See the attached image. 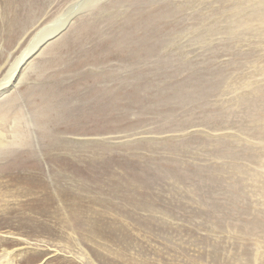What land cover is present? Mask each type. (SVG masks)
I'll return each instance as SVG.
<instances>
[{
    "label": "rangeland",
    "instance_id": "374dc122",
    "mask_svg": "<svg viewBox=\"0 0 264 264\" xmlns=\"http://www.w3.org/2000/svg\"><path fill=\"white\" fill-rule=\"evenodd\" d=\"M51 1L36 0L34 7L33 5L25 7V12H13V4L10 8L9 4L0 0V83L13 63L34 44V40L42 38L47 32L44 30L45 26L52 25L54 21L67 15L69 11L71 14L74 12L69 22L58 33L50 36L51 38L48 37L42 47V54L33 57V65L27 68L26 77L13 81L17 84L16 89L7 88L9 94L3 95L0 90V99L11 98L13 95L12 99L16 103L15 105L12 100H10L12 104L6 101L8 102L7 107L1 105L3 110H11L10 107L13 106L12 115L17 112L15 108L22 110L25 115L17 128L12 127L13 123L10 120L7 121L8 124L4 121L6 126L3 125L7 140L10 139L12 133L14 135V131H21V136L19 135L20 139L17 143L0 148V264H135L133 257L139 259L138 264H264V20L257 19L258 21L254 20L250 23L242 21L240 16H248L257 11L258 2L256 0H54L55 4L51 7ZM89 1H91L90 4ZM68 4L70 5L67 6ZM168 5L169 7H166ZM179 7H183V10ZM46 13L49 16L41 22L40 27H35V24L42 20ZM5 16H11V22L4 21ZM139 19L143 22H139ZM145 21L148 22L147 26ZM155 27L157 30L162 29L157 33ZM193 44L197 45L193 46ZM150 49L153 50L150 52ZM94 57L98 59V63ZM100 58L103 60L100 61ZM93 59L95 62L91 61ZM107 68L112 70V73ZM95 72H100L105 77ZM65 79L67 82L64 81ZM210 83L211 85H208ZM91 84H94L95 88H92ZM124 100L127 101V105ZM106 102L111 104L110 107ZM10 104L12 106H9ZM1 109L0 107V111ZM95 110L104 111L96 116ZM42 124L45 125L42 126ZM80 125L83 128H80ZM161 132L163 135L159 137ZM80 135L82 138H79ZM208 139L209 142H207ZM26 143L29 144L26 145ZM150 143L152 149L149 146ZM222 144H225V147ZM95 147H99V152L98 148L94 149ZM193 147L196 149L194 150ZM113 148H116V153L112 151L115 150ZM76 151L79 154L74 153ZM152 151L157 158L153 156ZM228 152L230 155L227 154ZM52 159L55 161L53 162ZM211 164L216 165L210 167ZM143 165L147 168L142 167ZM178 165L179 168H176ZM219 165L222 168H219ZM152 171H155V174ZM148 172L152 175L150 176ZM14 176H17V179ZM29 176L38 178L35 179V183H31L34 182L32 180L34 178L28 179ZM171 176H173L172 179ZM185 176L190 178L192 176L194 179ZM160 178L161 180H157ZM139 180L141 182H138ZM131 181H137L133 183L136 185L125 187V184H130ZM54 182L57 184L55 185ZM102 183L107 187H104ZM139 183L142 184V188L138 186ZM33 184L37 187L54 186L52 189L56 190L60 196L64 194L65 198L76 195L79 203L87 207L92 200V205L96 203V207H102L99 210L107 211L105 219L91 220V217H88L91 216L90 213L78 215L75 221L72 218H64L63 214L67 209V206H64L68 205L69 201L62 199L64 204L60 202L61 200L48 202L44 199V194H41L44 193L43 188H34ZM81 184L83 187L80 191ZM100 187L101 191L97 190ZM87 189H90V192ZM158 190L161 193L156 192ZM99 192H102L101 198H105L108 205L104 206L98 196L95 198ZM38 193L43 196H39ZM95 199L99 203L94 202ZM36 202L39 204L36 205ZM137 203H140L139 206H136ZM148 203H152L150 208L146 207ZM45 205L49 206L45 207ZM110 208H113L112 212H109ZM88 211L93 210L88 209ZM205 212L206 214H203ZM112 213H122L125 217L128 216V219L123 221ZM86 219H90L94 227L101 226L103 229L108 227L110 230L107 233L112 240L110 239L109 243L102 242V244L89 240L86 242L83 226L80 225V221L87 222ZM39 227L41 230L38 229ZM160 227L162 231L158 230L161 229ZM43 229L45 231L47 229L46 235L41 234ZM69 234L75 237L72 243L68 238ZM119 239L122 242L125 240L124 243H119ZM105 247L110 252L106 251ZM113 251L118 255H114ZM120 252L123 253L122 256L125 259L120 258ZM83 253L86 256H82Z\"/></svg>",
    "mask_w": 264,
    "mask_h": 264
},
{
    "label": "bare ground",
    "instance_id": "6f19581e",
    "mask_svg": "<svg viewBox=\"0 0 264 264\" xmlns=\"http://www.w3.org/2000/svg\"><path fill=\"white\" fill-rule=\"evenodd\" d=\"M36 1V0H35ZM35 1L34 0H4V3H6V4H9L10 5V8H11V4H13V12H17V11H24L25 12V7L26 6H31V5H33L32 7H34V3H35ZM84 1V0H83ZM180 1H182V0H180ZM185 1H187V0H185ZM224 1V0H223ZM57 2V1H56ZM90 2L91 1H89V4H90ZM107 2V1H106ZM144 2V1H143ZM193 2V1H192ZM256 2H258V7H259V9H257V11H254L253 13H250V14H248V16H242V15H240L241 16V20L242 21H258L257 19H262V20H264V9H263V7H264V0H256ZM99 3V2H98ZM169 3V2H168ZM167 3V4H168ZM175 3V2H174ZM188 3H190V2H188ZM36 4V3H35ZM53 4H55V1L54 0H52L51 1V3H50V5H51V7L53 6ZM71 4V3H70ZM70 4H68L67 6H69ZM149 4V3H148ZM160 4V3H159ZM166 4V5H167ZM1 5V4H0ZM66 5V4H65ZM161 5V4H160ZM171 5V4H170ZM174 5V4H173ZM188 5V4H187ZM186 5V6H187ZM224 5H226V4H224ZM164 6V5H163ZM162 6V7H163ZM182 6H183V4H182ZM200 6V5H199ZM6 7V6H5ZM4 7V9L6 10V8ZM166 7H169V5L168 6H166ZM173 7H175V6H173ZM188 7H190L189 5H188ZM199 8V7H198ZM202 8V7H201ZM65 9V8H64ZM102 9V8H101ZM144 9V8H143ZM164 9H166V8H164ZM163 9V10H164ZM179 9H181V10H183V7H179ZM179 9H176V10H179ZM2 10H3V8H2ZM4 10V11H5ZM35 10V9H34ZM36 10H37V8H36ZM142 10V9H141ZM197 10V9H196ZM7 11V10H6ZM28 11V10H27ZM65 11V10H64ZM99 11V10H98ZM103 11V10H102ZM101 11V12H102ZM159 11V10H158ZM171 11V10H170ZM205 11V10H204ZM211 11V10H210ZM215 11V10H214ZM61 12V11H60ZM141 12H143V10L141 11ZM149 12V11H148ZM148 12H147V14H148ZM166 12V11H165ZM175 12V11H174ZM150 13V12H149ZM168 13H170V12H168ZM184 13V12H183ZM182 13V14H183ZM242 13V12H241ZM23 14V13H22ZM21 14V15H22ZM30 14V13H29ZM66 14V13H65ZM74 14V12H72V14H71V12L69 11V12H67V15H65V16H62V17H59L56 21H54L53 23H52V25H50L49 24V26H45V28H44V30H46L47 32H45L44 33V35H43V37L42 38H40V39H36V40H34V44H32L31 46H30V48L28 47L26 50H25V52L23 53V55L22 56H20V58H18L16 61H15V63H13V65H12V67L10 68V70H9V72H8V74L6 75V77L2 80V82L0 83V90H2V93H1V95H3V94H5V93H8L9 91H7L8 89H16V87H17V84L16 83H13V81H16V80H21V79H23V78H25L26 77V74H27V72H26V70H27V68L29 67V66H32L33 64H32V62L34 61V59H33V57L34 56H36L37 54H42V51H43V49H42V47H43V45H44V43L45 42H47V40H48V37H50V36H54L56 33H58L62 28H63V26H65L68 22H69V20L71 19V17H72V15ZM155 14V13H154ZM71 15V16H70ZM135 15H137V14H135ZM139 15H141V14H139ZM143 15V14H142ZM146 15V14H145ZM153 15V14H152ZM184 15V14H183ZM12 16H14V15H12ZM45 16V17H44ZM44 16H43V19L42 20H40L39 22H37L36 24H35V27H40L41 25V22H44V20L46 19V17H48L49 16V14L48 13H46V15L44 14ZM70 16V17H69ZM144 16V15H143ZM148 16H150V14H148ZM17 17V16H16ZM27 17H28V15H27ZM42 17V16H41ZM90 17V16H89ZM139 17V16H138ZM147 17V16H146ZM206 17V16H205ZM12 18H14V17H12ZM140 18H142V16L140 17ZM223 18V17H222ZM27 19V18H26ZM144 19V18H143ZM150 19V18H149ZM178 19V18H177ZM198 19V18H197ZM13 20V19H12ZM138 20V19H137ZM151 20V19H150ZM208 20V19H207ZM4 21H9V22H11V16H5V18H4ZM17 21V20H16ZM141 21H142V19H141ZM140 21V19H139V22H141ZM146 21H149V20H147L146 19ZM146 21H145V23H146ZM197 21V20H196ZM3 22V21H2ZM143 22V21H142ZM199 22V21H198ZM14 23V22H13ZM13 23H11V24H13ZM144 23V24H145ZM148 23V22H147ZM147 23L145 24L146 26H147ZM154 23V22H153ZM177 23V22H176ZM186 23V22H185ZM204 23V22H203ZM243 23H245V22H243ZM251 23V22H250ZM24 24V23H23ZM136 24V23H135ZM139 24V23H138ZM143 24V25H144ZM20 25V24H19ZM140 25V24H139ZM144 25V26H145ZM153 25V24H152ZM156 25V24H155ZM169 25H170V23H169ZM183 25V24H182ZM142 26V25H141ZM163 26V25H162ZM161 25H160V27H162ZM260 26V25H259ZM262 26V25H261ZM9 27H10V24H9ZM8 27V28H9ZM88 27V26H87ZM164 27V26H163ZM171 27V26H170ZM169 27V28H170ZM13 28V27H12ZM130 28V27H129ZM167 28V27H166ZM168 28V29H169ZM172 28V27H171ZM18 29V28H17ZM86 29V28H85ZM142 29H143V27H142ZM155 29H156V27H155ZM160 29H162V28H160ZM160 29L158 28V30L160 31ZM4 30V29H3ZM44 30L42 31V32H44ZM157 30V29H156ZM158 30H157V33H158ZM167 30V29H166ZM12 31V30H11ZM84 31V30H83ZM86 31V30H85ZM129 31V30H128ZM144 31V30H143ZM165 31V30H164ZM8 32V31H7ZM142 32V31H141ZM1 33V32H0ZM22 33V32H21ZM156 33V32H155ZM190 33V32H189ZM199 33V32H198ZM206 33V32H205ZM208 33H209V31H208ZM236 33V32H235ZM263 33V32H262ZM7 34V33H6ZM25 34V33H24ZM27 34V33H26ZM92 34V33H91ZM185 34V33H184ZM195 34V33H194ZM212 34V33H211ZM215 34V33H214ZM8 35V34H7ZM84 35V34H83ZM82 35V36H83ZM145 35V34H144ZM209 35V34H208ZM208 35H206V36H208ZM11 36V35H10ZM19 36V35H18ZM21 36H22V34H21ZM57 36V35H56ZM92 36V35H91ZM191 36V35H190ZM193 36V35H192ZM197 36V35H196ZM201 36V35H200ZM259 36V35H258ZM0 37H1V35H0ZM12 37V36H11ZM150 37V36H149ZM224 37V36H223ZM245 37V36H244ZM260 37V36H259ZM22 38V37H21ZM51 38V37H50ZM49 38V39H50ZM133 38V37H132ZM145 38V37H144ZM148 38V37H147ZM174 39V38H173ZM138 40V39H137ZM161 40V39H160ZM159 40V41H160ZM261 40V39H260ZM10 41V40H9ZM17 41V40H16ZM135 41H136V39H135ZM147 41V40H146ZM182 41V40H181ZM193 41H196V40H193ZM199 41V40H198ZM140 42V41H139ZM148 42V41H147ZM227 43V42H226ZM149 44V43H148ZM192 44V43H191ZM190 44V45H191ZM198 44V43H197ZM197 44H193V46L194 45H197ZM216 44V43H215ZM188 45V44H187ZM199 45V44H198ZM201 45V44H200ZM157 46V45H156ZM148 47V46H147ZM155 47V46H154ZM154 47H153V49H154ZM177 47V46H176ZM188 47H190L191 48V46H188ZM96 48V47H95ZM100 48V47H99ZM140 48V47H139ZM158 48V47H157ZM167 48H169V46L167 47ZM202 48H204V47H202ZM113 49V48H112ZM152 49V50H153ZM159 49V48H158ZM194 49V48H193ZM136 50V49H135ZM151 49H150V52L152 51ZM239 50V49H238ZM188 51V50H187ZM91 52V51H90ZM103 52V51H102ZM194 52V51H193ZM197 52V51H196ZM204 52H206V51H204ZM211 52V51H210ZM209 52V53H210ZM92 53V52H91ZM211 54V53H210ZM103 55V54H102ZM101 55V56H102ZM150 55V54H149ZM181 55V54H180ZM190 55V54H189ZM186 56V55H185ZM105 57V56H104ZM106 57H108V56H106ZM188 57V56H187ZM259 57V56H258ZM197 58V57H196ZM94 59L96 60V58L94 57ZM91 60L92 62L94 61L95 62V60ZM101 59L102 58H100L99 60L101 61ZM107 59V58H106ZM105 59V60H106ZM185 59H186V57H185ZM212 59V58H211ZM98 60V59H97ZM96 60V61H97ZM103 60V59H102ZM128 60V59H127ZM107 61V60H106ZM110 61H111V59H110ZM128 62V61H127ZM140 62V61H139ZM240 62V61H239ZM97 63H98V61H97ZM108 62H105V64H107ZM112 63V62H111ZM117 63V62H116ZM130 63V62H129ZM133 63V62H132ZM157 63V62H156ZM115 64V63H114ZM108 65H109V63H108ZM116 65V64H115ZM138 65V64H137ZM89 66V65H88ZM93 66V65H92ZM91 66V67H92ZM106 66V65H105ZM113 66V65H112ZM117 66V65H116ZM121 66V65H120ZM133 66H135V65H133ZM132 66V67H133ZM156 66V65H155ZM249 66V65H248ZM97 67H98V65H97ZM109 67V66H108ZM122 67V66H121ZM124 67V66H123ZM93 68V67H92ZM114 68V67H113ZM112 68V69H113ZM128 68V67H127ZM238 68V67H237ZM96 69H99V68H96ZM108 69V68H107ZM126 69V68H125ZM254 69V68H253ZM158 70V69H157ZM229 70V69H228ZM108 71H112V70H110V69H108ZM114 71H116V70H114ZM204 71V70H203ZM105 72V71H104ZM107 72V71H106ZM256 72V71H255ZM95 73H97V72H95ZM100 73V72H99ZM99 73H97V74H99ZM107 73H109V72H107ZM107 73H106V75H107ZM112 73V72H111ZM230 73V72H229ZM259 73V72H258ZM101 74V73H100ZM99 74V75H100ZM122 74V73H121ZM142 74V73H141ZM257 74V73H256ZM93 75V74H92ZM109 76H110V74H108ZM146 75V74H145ZM151 75V74H150ZM154 75V74H153ZM254 75V74H253ZM97 76V75H96ZM101 76H102V74H101ZM104 76V75H103ZM102 76V77H103ZM120 76H122V75H120ZM136 76H138V75H136ZM239 76V75H238ZM105 77V76H104ZM111 77V76H110ZM237 77V76H236ZM99 78V77H98ZM101 78V77H100ZM107 78V77H106ZM138 78V77H137ZM156 78V77H155ZM159 78V77H158ZM157 78V79H158ZM215 78H217V77H215ZM223 78V77H222ZM225 78V77H224ZM223 78V79H224ZM111 79V78H110ZM109 79V81L111 82V80ZM113 79V78H112ZM121 79H122V77H121ZM120 80V79H119ZM132 80V79H131ZM134 80V79H133ZM236 80H238L237 78H236ZM64 81H66V79L64 80ZM69 81V80H68ZM107 81H108V79H107ZM218 81V80H217ZM217 81H215V83H217ZM239 81V80H238ZM18 82V81H17ZM67 82V81H66ZM156 82V81H155ZM219 82V81H218ZM222 82V81H221ZM90 83H93V82H91L90 81ZM112 84H113V82H111ZM126 83V82H125ZM256 83V82H255ZM101 84V83H100ZM110 84V83H109ZM108 84V85H109ZM120 84H122V83H120ZM119 84V85H120ZM184 84V83H183ZM221 84V83H220ZM59 85V84H58ZM70 85V84H69ZM83 85V84H82ZM185 85V84H184ZM208 85H211V83L210 84H208ZM218 85V84H217ZM226 85H228L227 83H226ZM55 86V85H54ZM57 86V85H56ZM91 86H92V88H95V85L94 84H91ZM97 86H100V85H98L97 84ZM101 86H104V85H101ZM154 86V85H153ZM156 86V85H155ZM182 86V85H181ZM220 86V85H219ZM218 86V87H219ZM66 87H67V85H66ZM70 87V86H69ZM189 87H192V85H189ZM188 87V88H189ZM201 87V86H200ZM213 87V86H212ZM217 87V86H216ZM257 87V86H256ZM8 88V89H7ZM53 88V87H52ZM57 89H58V87H56ZM74 88V87H73ZM97 88V87H96ZM184 88H185V86H184ZM183 88V89H184ZM198 88V87H197ZM205 88H207V87H205ZM251 88V87H250ZM55 89V88H54ZM59 89H61L60 87H59ZM63 89V88H62ZM100 89H101V87H100ZM106 89V88H105ZM104 89V90H105ZM115 89H116V87H115ZM181 89V88H180ZM182 89V90H183ZM187 89V88H186ZM196 89V88H195ZM194 89V90H195ZM220 89H221V87H220ZM257 89V88H256ZM53 90V89H52ZM75 90H76V88H75ZM93 90V89H92ZM120 90V89H119ZM122 90V89H121ZM148 90V89H147ZM188 90V89H187ZM207 90V89H206ZM219 90V89H218ZM224 90V89H223ZM254 90V89H253ZM49 91V90H48ZM66 91V90H65ZM97 91V90H96ZM118 91V90H117ZM193 91V90H192ZM196 92H197V90H195ZM194 91V92H195ZM256 91V90H255ZM259 91V90H258ZM56 92V91H55ZM187 91H185V93H186ZM217 92V91H216ZM257 92V91H256ZM255 92V93H256ZM57 93V92H56ZM66 93V92H65ZM91 93V92H90ZM117 93H120V92H117ZM141 93V92H140ZM193 93V92H192ZM215 93V92H214ZM218 93V92H217ZM9 94V93H8ZM18 94V93H17ZM20 94V93H19ZM97 94V93H96ZM172 94V93H171ZM198 94V93H197ZM212 94V93H211ZM257 94V93H256ZM0 95V96H1ZM129 95H131V94H129ZM138 95H139V93H138ZM137 95V96H138ZM144 95V94H143ZM142 95V96H143ZM188 95V94H187ZM190 95V94H189ZM210 95V94H209ZM13 96V95H12ZM11 96V98L9 97V96H7V97H9V98H5V99H8V100H5V99H0V107L2 108L1 109V111H0V148H5V147H8V146H10L11 144H14L15 142L17 143V141H18V139H20L19 138V135L21 134V131L20 132H15L14 131V135H13V133H12V135H11V137H10V139L9 140H7V137H6V131H4L5 130V123H4V121H8V120H10V122L11 123H13V125H12V127H14V126H16V128L21 124V122H20V120L22 121V119H24V117H25V115H24V113L22 112V110H20L19 108H15L14 110H16L17 112H16V114H11L12 113V101L15 103V101H14V99H12L13 97ZM102 96V95H101ZM115 96V95H114ZM135 96V95H134ZM3 97H6V96H3ZM51 97V96H50ZM59 97V96H58ZM74 97V96H73ZM77 97V96H76ZM91 97V96H90ZM89 97V98H90ZM98 97H99V95H98ZM112 97V96H111ZM133 97V96H132ZM136 97V96H135ZM260 97V96H259ZM259 97H257V98H259ZM67 98V97H66ZM84 98H87L86 96H84ZM105 98V97H104ZM113 98V97H112ZM127 98V97H126ZM140 98V97H139ZM182 98V97H181ZM180 98V99H181ZM183 98H185V97H183ZM203 98H205V97H203ZM19 99V98H18ZM46 99V98H45ZM51 99V98H50ZM60 99V98H59ZM59 99H58V101H59ZM68 99V98H67ZM67 99H66V101H67ZM70 99V98H69ZM92 99V98H91ZM109 99V98H108ZM129 99V98H128ZM143 99V101H144V98H142ZM141 99V100H142ZM210 99V98H209ZM264 99V98H263ZM3 100H5V101H3ZM10 100H12V101H10ZM21 100V99H20ZM77 100V99H76ZM79 100V99H78ZM84 100V99H83ZM90 100V99H89ZM98 100V99H97ZM103 100H105V99H103ZM102 100V101H103ZM136 100V99H135ZM135 100H133L134 102H136ZM183 100H185V99H183ZM186 100H187V98H186ZM208 100V99H207ZM261 100V99H260ZM6 101H9V103H11L9 106H12V107H10L11 108V110H7V111H4L3 110V107L1 106V105H3V106H5V107H7V105H8V102H6ZM72 101V100H71ZM70 101V102H71ZM93 101V100H92ZM106 101L108 102V100L106 99ZM114 101V100H113ZM125 101V100H124ZM205 101V100H204ZM263 101V100H262ZM261 101V102H262ZM7 104H6V103ZM22 102V101H21ZM20 102V103H21ZM62 102V101H61ZM73 102H75V100L73 101ZM85 102V101H84ZM106 102V103H107ZM111 102V101H110ZM118 102V101H117ZM123 102V101H122ZM127 101H125L124 103H126ZM129 102V101H128ZM188 102V101H187ZM257 102H259V101H257ZM256 102V103H257ZM44 103V102H43ZM56 103V102H55ZM63 103V102H62ZM69 103V102H68ZM78 103V102H77ZM81 103V102H80ZM90 103H91V100H90ZM132 103V102H131ZM141 103V102H140ZM189 103V102H188ZM191 103V102H190ZM202 103V102H201ZM204 103V102H203ZM42 104V103H41ZM70 104V103H69ZM71 104H73V103H71ZM75 105H77L76 103H74ZM85 104V103H84ZM92 104H94L93 102H92ZM98 104V103H97ZM100 104H102L101 102H100ZM113 104V103H112ZM118 104V103H117ZM122 104V103H121ZM128 104H130V102L128 103ZM198 104V103H197ZM15 105H16V103H15ZM45 105V104H44ZM66 105V104H65ZM68 105V104H67ZM91 105V104H90ZM107 105H109V107H110V105L111 104H108L107 103ZM114 105V104H113ZM125 105H127V103L125 104ZM124 105V106H125ZM133 105V104H132ZM135 105V104H134ZM221 105V104H220ZM8 106V107H9ZM28 106V105H27ZM33 106H34V104H33ZM95 106V105H94ZM105 106V105H104ZM114 106H116V105H114ZM253 106V105H252ZM81 107V106H80ZM93 107V106H92ZM99 107V106H98ZM107 107V106H106ZM125 107H127V106H125ZM133 107H136V106H133ZM225 106H223V108H224ZM57 108V107H56ZM78 108H79V106H78ZM95 108V107H94ZM100 108H102V107H100ZM104 108V107H103ZM124 108V107H123ZM192 108V107H191ZM254 109H255V107H253ZM7 109H9V108H7ZM34 109V108H33ZM43 109H44V107H43ZM42 109V110H43ZM53 109V108H52ZM92 109V108H91ZM90 109V110H91ZM96 109V108H95ZM112 109V108H111ZM19 110V111H18ZM27 110V109H26ZM32 110V109H31ZM36 110V109H35ZM62 110V109H61ZM87 110V109H86ZM99 110V109H98ZM110 110V109H109ZM119 110V109H118ZM165 110V109H164ZM253 110V109H252ZM34 111V110H33ZM44 111V110H43ZM42 111V112H43ZM92 111V110H91ZM96 111V116L97 115H99V113H103V111H97V110H95ZM113 111H115L116 112V110H113ZM223 111V110H222ZM221 111V112H222ZM1 112L3 113V114H1ZM5 112V113H4ZM29 112H31V111H29ZM63 112H65V111H63ZM85 112V111H84ZM112 112V111H111ZM251 112H253V111H251ZM260 112V111H259ZM34 113H35V111H34ZM44 113V112H43ZM89 113H91V112H89ZM88 113V114H89ZM98 113V114H97ZM31 114H33V113H31ZM45 114V113H44ZM112 114H113V112H112ZM261 114V113H260ZM80 115V114H79ZM83 115V114H82ZM85 115H87L86 113H85ZM85 115H83V116H85ZM115 115V114H114ZM214 115V114H213ZM28 116V115H27ZM33 116V115H32ZM36 117H38V116H36ZM58 117V116H57ZM57 117L55 118V119H57ZM78 117V116H77ZM82 117V116H81ZM80 117V118H81ZM87 117H88V115H87ZM30 118V117H29ZM42 118V117H41ZM84 118V117H83ZM82 118V119H83ZM88 118H90V117H88ZM109 118V117H108ZM250 118H252V117H250ZM33 119V118H32ZM31 119V120H32ZM86 119V118H85ZM84 119V120H85ZM166 119V118H165ZM28 120V119H27ZM78 120V119H77ZM92 120H93V118H92ZM110 119H108V121H109ZM211 120V119H210ZM51 121V120H50ZM67 121V120H66ZM74 121H75V119H74ZM88 121H90L89 119H88ZM40 122V121H39ZM26 123V122H25ZM30 123V122H29ZM54 123V122H53ZM67 123H68V121H67ZM86 123V122H85ZM208 123V122H207ZM7 124H8V122H7ZM84 124V123H83ZM88 124H90L89 122H88ZM217 124V123H216ZM215 124V125H216ZM252 124V123H251ZM258 124V123H257ZM3 125H5L4 127H3ZM45 124H42V126H44ZM51 125V124H50ZM71 125H72V123H71ZM82 125V124H81ZM80 125V128L83 126H81ZM226 125V124H225ZM29 126V125H28ZM36 126V125H35ZM63 126V125H62ZM89 126V125H88ZM90 126H92V125H90ZM199 126H201V125H199ZM69 127H71V126H69ZM75 127H77V125L75 126ZM86 126H84V128H85ZM127 127V126H126ZM165 127V126H164ZM35 128V127H34ZM47 128H48V126H47ZM72 128V127H71ZM83 128V127H82ZM89 128V127H88ZM91 128H93V127H91ZM114 128H116V127H114ZM160 128V127H159ZM170 128H172L171 126H170ZM188 128V127H187ZM206 128V127H205ZM12 129V128H11ZM52 129V128H51ZM66 129H67V127H66ZM75 129V128H74ZM96 129V128H95ZM118 129V128H117ZM127 129V128H126ZM131 129H134V128H131ZM219 129V128H218ZM40 130H41V127H40ZM48 130V129H47ZM70 130H72V129H70ZM80 130V129H79ZM85 130V129H84ZM90 130V132H91V129H89ZM106 130V129H105ZM138 130V129H137ZM26 131V130H25ZM81 131V130H80ZM94 131V130H93ZM93 131H92V134H93ZM109 131V130H108ZM129 131H130V128H129ZM132 131V130H131ZM171 131V130H170ZM175 131V130H174ZM203 131V130H202ZM220 131V130H219ZM48 132V131H47ZM75 132V131H74ZM83 132V131H82ZM97 132H98V130H97ZM102 132V131H101ZM176 132V131H175ZM23 133V132H22ZM79 133V132H78ZM84 133V132H83ZM85 133H86V131H85ZM96 133V132H95ZM126 133V132H125ZM137 133V132H136ZM162 133V132H161ZM260 133V132H259ZM62 134V133H61ZM60 134V135H61ZM71 134V133H70ZM69 134V135H70ZM75 134V133H74ZM90 134V133H89ZM91 134V135H92ZM103 134H105L104 132H103ZM107 134V133H106ZM109 134H110V132H109ZM170 134H172L171 132H170ZM175 134V133H174ZM204 134H206V133H204ZM261 134V133H260ZM9 135V134H8ZM35 135V134H34ZM68 135V136H69ZM75 135H77V134H75ZM83 135V134H82ZM82 135H80L81 137H79V138H82ZM95 135V134H94ZM100 135V134H99ZM125 135V134H124ZM160 135H163V133L162 134H160L159 133V137H160ZM177 135V134H176ZM21 136V135H20ZM66 136V135H65ZM96 136V135H95ZM94 136V137H95ZM97 136H98V134H97ZM140 136H142V135H140ZM178 136V135H177ZM203 136V135H202ZM215 136V135H214ZM75 137H77V136H75ZM89 137H90V135H89ZM88 137V138H89ZM99 137H101V135L99 136ZM175 137V136H174ZM210 137V136H209ZM68 138V137H67ZM84 138V137H83ZM93 138V137H92ZM116 138V137H115ZM125 138V137H124ZM164 138V137H163ZM178 138V137H177ZM24 139H25V137H24ZM32 139V138H31ZM63 139H64V137H63ZM69 139H71L70 137H69ZM179 139V138H178ZM211 139V138H210ZM33 140V139H32ZM35 140V139H34ZM54 140V139H53ZM84 140H87V139H84ZM144 140V139H143ZM184 140V139H183ZM197 140V139H196ZM205 140H207V139H205ZM23 141V140H22ZM59 141V140H58ZM60 141H62L61 139H60ZM66 141V140H65ZM65 141H63V142H65ZM72 141H73V139H72ZM71 141V142H72ZM88 141V140H87ZM86 141V142H87ZM95 141V140H94ZM100 141H102V140H100ZM99 141V142H100ZM173 141V140H172ZM194 141V140H193ZM212 141H215V140H213L212 139ZM221 141H223V140H221ZM50 142V141H49ZM52 142V141H51ZM57 142V141H56ZM62 142V143H63ZM74 142V141H73ZM77 142H78V139H77ZM77 142L75 141V143L77 144ZM82 142V141H81ZM81 142H79V143H81ZM85 142V143H86ZM90 142V141H89ZM146 142V141H145ZM182 142V141H181ZM184 142V141H183ZM197 142V141H196ZM205 142V141H204ZM203 142V143H204ZM207 142H209V139H208V141ZM47 143V142H46ZM53 143V142H52ZM83 143V142H82ZM113 143V142H112ZM169 143V142H168ZM193 143V142H192ZM198 143V142H197ZM202 143V144H203ZM218 143V142H217ZM217 143H213L214 145L215 144H217ZM27 144H29V143H26V145ZM58 144V143H57ZM74 144V143H73ZM89 144H92V143H89ZM93 144H95V143H93ZM104 144V143H103ZM158 144V143H157ZM191 144V143H190ZM196 144V143H195ZM200 144V143H199ZM212 144V143H211ZM220 144V143H219ZM46 145H48V144H46ZM59 145V144H58ZM58 145H56L57 147H58ZM78 145V144H77ZM76 145V146H77ZM81 145H83V144H81ZM80 145V146H81ZM86 145V144H85ZM84 145V146H85ZM88 145V144H87ZM100 145V144H99ZM107 145H109V144H107ZM161 145V144H160ZM163 145V144H162ZM184 145V144H183ZM198 145V144H197ZM223 145V144H222ZM225 145V144H224ZM223 145V146H224ZM23 145H21V147H22ZM30 146V145H29ZM42 146V145H41ZM55 146V147H56ZM63 146V145H62ZM73 146H75V145H73ZM73 146H70V147H73ZM105 146V145H104ZM149 146L151 147V149H152V145H151V143L149 144ZM179 146V145H178ZM188 146V145H187ZM193 146V145H192ZM13 147V146H12ZM34 147V146H33ZM56 147V148H57ZM79 147V146H78ZM93 147V146H92ZM92 147L90 148V147H88V148H90V149H92ZM113 147V146H112ZM122 147H124V146H122ZM128 147V146H127ZM153 147H155V146H153ZM169 147V146H168ZM189 147V146H188ZM222 147V146H221ZM225 147V146H224ZM10 148V147H9ZM15 148V147H14ZM16 148H17V146H16ZM30 148V147H29ZM37 148V147H36ZM74 148V147H73ZM98 148V152H99V147H95L94 149H97ZM101 148H103V149H105L104 147H101ZM126 148V147H125ZM184 148V147H183ZM192 148V147H191ZM194 148V147H193ZM201 148V147H200ZM199 148V149H200ZM211 148V147H210ZM228 148V147H227ZM238 148V147H237ZM17 149H19V148H17ZM28 149V148H27ZM59 149V148H58ZM57 149V150H58ZM63 149H64V146H63ZM86 149V148H85ZM113 149H115V150H112V151H116V148H113ZM120 149V148H119ZM127 149V148H126ZM145 149V148H144ZM143 149V150H144ZM150 149V148H149ZM150 149V150H151ZM155 149V148H154ZM158 149V148H157ZM161 149H163V148H161ZM174 149H175V146H174ZM196 148H194V150H195ZM205 149V148H204ZM207 149V148H206ZM214 149H215V147H214ZM217 149H218V147H217ZM216 149V150H217ZM224 149V148H223ZM229 149V148H228ZM12 150V149H11ZM15 150V149H14ZM24 150V149H23ZM26 150V149H25ZM29 150V149H28ZM32 150H35V149H33L32 148ZM42 150V149H41ZM52 150H54V149H52ZM62 150V149H61ZM69 150H71V148L69 149ZM79 150H80V148H79ZM82 150V149H81ZM130 150V149H129ZM146 150V149H145ZM144 150V151H145ZM198 150V149H197ZM208 150V149H207ZM215 150V151H216ZM233 150V149H232ZM27 151V150H26ZM44 151V150H43ZM64 151V150H63ZM91 151V150H90ZM139 151V150H138ZM158 151H159V149H158ZM163 151V150H162ZM174 151V150H173ZM201 151H203V150H201ZM200 151V152H201ZM7 152V151H6ZM12 152V151H11ZM24 152V151H23ZM36 152V151H35ZM39 152V151H38ZM52 152V151H51ZM50 152V153H51ZM59 152V151H58ZM82 152V151H81ZM120 151H118V153H119ZM131 152V151H130ZM147 152V151H146ZM164 152V151H163ZM176 152V151H175ZM190 152V151H189ZM193 152H195V151H193ZM199 152V151H198ZM199 152V153H200ZM205 152V151H204ZM207 152V151H206ZM37 153V152H36ZM60 153V152H59ZM65 153V152H64ZM63 153V154H64ZM69 153V152H68ZM74 153H78L79 154V152H74ZM87 153V152H86ZM116 153V152H115ZM123 153V152H122ZM121 153V154H122ZM124 153H126V151H124ZM133 153H135V152H133ZM140 153V152H139ZM179 153H181V152H179ZM178 153V154H179ZM208 153V152H207ZM9 154V153H8ZM52 154V153H51ZM55 154H56V152H55ZM70 154V153H69ZM73 154V153H72ZM120 154V155H121ZM142 154V153H141ZM152 154H153V151H152ZM165 154V153H164ZM174 154V153H173ZM193 154V153H192ZM191 154V155H192ZM206 154V153H205ZM227 154H229V152L227 153ZM247 154V153H246ZM44 155V154H43ZM54 155V154H53ZM62 155V154H61ZM81 155H82V153H81ZM81 155H79L80 157H81ZM88 155V154H87ZM90 155V154H89ZM115 155V154H114ZM189 155V154H188ZM194 155V154H193ZM202 155H204V153L202 154ZM213 155V154H212ZM222 155V154H221ZM230 155V154H229ZM37 156V155H36ZM39 156V155H38ZM71 156V155H70ZM73 156V155H72ZM75 156H77L76 154H75ZM102 156V155H101ZM131 156V155H130ZM147 156V155H146ZM145 156V157H146ZM148 156H150V155H148ZM152 156V155H151ZM153 156H154V154H153ZM159 156H160V154H159ZM162 156V155H161ZM246 156V155H245ZM47 157V156H46ZM50 157H53V156H50ZM55 157V156H54ZM63 157H65V155H63ZM124 157V156H123ZM125 157H126V155H125ZM143 157H144V155H143ZM154 157H156V156H154ZM182 157V156H181ZM197 157H198V153H197ZM234 157V156H233ZM235 157H236V155H235ZM261 157V156H260ZM263 157V156H262ZM25 158H26V156H25ZM39 158V157H38ZM48 158V157H47ZM73 158V157H72ZM77 158V157H76ZM79 158V157H78ZM111 158V157H110ZM121 158V157H120ZM131 158H132V156H131ZM140 158H142L141 156H140ZM157 158V157H156ZM163 158V157H162ZM176 158H177V156H176ZM187 158V157H186ZM210 158V157H209ZM212 158V157H211ZM28 159V158H27ZM37 159V158H36ZM50 159V158H49ZM55 159V158H54ZM88 159V158H87ZM116 159V161H117V158H115ZM114 159V160H115ZM124 159V158H123ZM127 159H129V158H126V160ZM146 159H147V157H146ZM158 159H161V158H158ZM178 159H180L179 157H178ZM188 159V158H187ZM194 159V158H193ZM202 159V158H201ZM34 160V159H33ZM40 160V159H39ZM57 160V159H56ZM65 160V159H64ZM68 160H71V159H68ZM82 160V159H81ZM139 160H141V159H139ZM147 160H149V158L147 159ZM152 160V159H151ZM162 160V159H161ZM160 160V162H162ZM177 160V159H176ZM186 160V159H185ZM190 160V159H189ZM203 160V159H202ZM208 160V159H207ZM236 160V159H235ZM264 160V159H263ZM47 161V160H46ZM52 161H53V159H52ZM55 161V160H54ZM53 161V162H54ZM59 161V160H58ZM63 161V160H62ZM72 161V160H71ZM109 161V160H108ZM107 161V162H108ZM118 161H119V159H118ZM124 161V160H123ZM128 161H130V159L128 160ZM127 161V162H128ZM157 161V160H156ZM182 161V160H181ZM180 161V162H181ZM192 161V160H191ZM195 161H197V160H195ZM201 161V160H200ZM240 161V160H239ZM36 162V161H35ZM35 162H33V163H35ZM57 162V161H56ZM61 162V161H60ZM74 162V161H73ZM115 162V161H114ZM142 162H144V161H142ZM151 162V161H150ZM176 162V161H175ZM184 162V161H183ZM187 162V161H186ZM199 161H197V163H198ZM216 162V161H215ZM238 162V161H237ZM59 163V162H58ZM64 163V162H63ZM111 163V162H110ZM117 163V162H116ZM121 163H122V160H121ZM139 163V162H138ZM153 163H154V161H153ZM152 163V164H153ZM191 163H193V162H191ZM196 163V162H195ZM194 163V164H195ZM202 163H203V161H202ZM36 164H39V163H36ZM61 164V163H60ZM146 164V163H145ZM159 164V163H158ZM173 164V163H172ZM177 163H175V165H176ZM213 164V163H212ZM211 164V165H212ZM219 164H221L222 165V163H219ZM230 164V163H229ZM239 164V163H238ZM65 166H66V164H64ZM104 165V164H103ZM111 165V164H110ZM131 165V164H130ZM129 165V166H130ZM139 165V164H138ZM142 165V164H141ZM149 165V164H148ZM151 165V164H150ZM165 165V164H164ZM171 165V164H170ZM195 165H198V164H195ZM214 165H216V164H214ZM214 165H212V166H210V167H213ZM236 165V164H235ZM234 165V166H235ZM240 166H241V164H239ZM49 166V165H48ZM52 166V165H51ZM202 166V165H201ZM205 166V165H204ZM220 166V165H219ZM218 166V167H219ZM248 166V165H247ZM38 167V166H37ZM58 167V166H57ZM74 167V166H73ZM133 167H135V166H133ZM133 167H132V169H133ZM138 167V166H137ZM142 167H145L144 165L142 166ZM154 167V166H153ZM167 167V166H166ZM184 167V166H183ZM231 167V166H230ZM238 167V166H237ZM39 168V167H38ZM42 168V167H41ZM145 168H147V167H145ZM151 168V167H150ZM155 168V167H154ZM164 168V167H163ZM176 168H179V165H178V167H176ZM189 168V167H188ZM197 168H198V166H197ZM219 168H222V166H220ZM218 168V169H219ZM240 168V167H239ZM34 169V168H33ZM49 169H50V167H49ZM135 169V168H134ZM138 169H139V167H138ZM142 169V168H141ZM152 169V168H151ZM156 169V168H155ZM168 169V168H167ZM183 169H185V168H183ZM191 169H192V167H191ZM194 169H196V168H194ZM209 169V168H208ZM213 169V168H212ZM241 169H242V167H241ZM247 169V168H246ZM39 170H40V168H39ZM44 170V169H43ZM51 170V169H50ZM63 170V169H62ZM73 170H74V168H73ZM143 170V169H142ZM148 170V169H147ZM146 170V171H147ZM157 170V169H156ZM165 170V169H164ZM200 170V169H199ZM217 170V169H216ZM227 170V169H226ZM237 170H238V168H237ZM47 171V170H46ZM71 171H72V169H71ZM107 171V170H106ZM133 171V170H132ZM145 171V170H144ZM151 171V170H150ZM185 171V170H184ZM198 170H196V172H197ZM201 172L203 171V170H200ZM211 171V170H210ZM209 171V172H210ZM214 171V170H213ZM222 171V170H221ZM225 171V170H224ZM51 172V171H50ZM134 172L136 173V170H134ZM155 172V171H154ZM153 171H152V173H154ZM180 172V171H179ZM191 172V171H190ZM199 172V171H198ZM204 172V171H203ZM220 172V171H219ZM243 172V171H242ZM34 173V172H33ZM56 173V172H55ZM59 173V172H58ZM69 174H70V171L68 172ZM149 174H150V172H148ZM158 174H159V172H157ZM156 173V174H157ZM169 173H171V172H169ZM186 173V172H185ZM211 173H213V172H211ZM16 174V173H15ZM22 174V173H21ZM52 174V173H51ZM54 174V173H53ZM72 174V173H71ZM98 174V173H97ZM108 174V173H107ZM112 174V173H111ZM131 174V173H130ZM141 174V173H140ZM145 174V173H144ZM155 174V173H154ZM178 174V173H177ZM191 174V173H190ZM221 174V173H220ZM228 174V173H227ZM26 175H27V173H26ZM38 175V174H37ZM59 175V174H58ZM67 175V174H66ZM74 175V174H73ZM102 175V174H101ZM152 174H150V176H151ZM164 175H165V173H164ZM182 175V174H181ZM184 175V174H183ZM209 175V174H208ZM6 176V175H5ZM23 176V175H22ZM36 176V175H35ZM60 176H61V174H60ZM59 176V177H60ZM80 176V175H79ZM110 176V175H109ZM143 176V175H142ZM147 176V175H146ZM150 176L148 175V177L150 178ZM195 176H196V173H195ZM205 176V175H204ZM214 176H215V174H214ZM217 176H218V174H217ZM217 176H216V178H217ZM231 176V175H230ZM243 176V175H242ZM264 176V175H263ZM4 177V176H3ZM15 177V176H14ZM21 177V176H20ZM32 177L34 178V179H32ZM31 178H30V176L29 177H27L28 179H32V180H34V182H31V183H35L36 182V180L35 179H37L38 177H34V176H32ZM68 177V176H67ZM112 177V176H111ZM139 177V176H138ZM137 177V178H138ZM140 177H141V175H140ZM161 177V176H160ZM167 177V176H166ZM172 177L173 176H171V179H172ZM175 177V176H174ZM185 177H189V176H185ZM219 177V176H218ZM229 177V176H228ZM238 177V176H237ZM11 178V177H10ZM16 179H17V176L15 177ZM41 178V177H40ZM40 178H39V180H40ZM62 178V177H61ZM69 178V177H68ZM108 178V177H107ZM118 178V177H117ZM151 178H154V177H151ZM162 178V177H161ZM161 178L160 179H157V180H161ZM180 178V177H179ZM182 178H184V177H182ZM181 178V179H182ZM190 178V177H189ZM191 178H192V176H191ZM190 178V179H191ZM201 178V177H200ZM204 178V177H203ZM203 178H202V180H203ZM212 178V177H211ZM260 178H262V176L260 177ZM55 179H56V177H55ZM70 179V178H69ZM114 179V178H113ZM141 179H142V177H141ZM163 179V178H162ZM192 179H194V178H192ZM39 180H38V182H39ZM43 180V179H42ZM45 180V179H44ZM62 180H63V178H62ZM78 180V179H77ZM135 180V179H134ZM151 180V179H150ZM150 180H148V181H150ZM153 180V179H152ZM154 180H156V179H154ZM168 180V179H167ZM175 181H177L178 180V178H177V180L176 179H174ZM180 180V179H179ZM183 180V179H182ZM187 180V179H186ZM201 180V179H200ZM3 181V180H2ZM7 182H8V180H6ZM28 182H30L31 180H27ZM55 181V180H54ZM57 181V180H56ZM64 181V180H63ZM80 181H81V179H80ZM110 181V180H109ZM147 181V180H146ZM165 181H166V179H165ZM10 182V181H9ZM16 180H15V184H16ZM58 182V181H57ZM113 182V181H112ZM137 183V181H131L130 182V184H125V187H131L132 185H136V184H133V183ZM138 182H141L140 180L138 181ZM144 182H145V180H144ZM156 182V181H155ZM183 182V181H182ZM12 183H14V182H12ZM12 183H11V185H12ZM47 183H49V182H47ZM46 183V184H47ZM72 183V182H71ZM74 183V182H73ZM96 183V182H95ZM119 183V182H118ZM147 183V182H146ZM145 183V184H146ZM160 183H162V182H160ZM178 183H179V181H178ZM183 183H185V182H183ZM54 184L56 185L57 183H55L54 182ZM89 184V183H88ZM101 184V183H100ZM109 184V183H108ZM114 184V183H113ZM153 184V183H152ZM163 184H164V182H163ZM201 184V183H200ZM5 186H6V184H4ZM9 185V184H8ZM53 185V184H52ZM59 185V184H58ZM90 185H92V184H90ZM95 185V184H94ZM102 185H104V183H102ZM111 185V184H110ZM109 185V186H110ZM182 185V184H181ZM261 185V184H260ZM67 186H69V185H67ZM112 186V185H111ZM116 186V185H115ZM138 186L140 187V188H142V184H138ZM138 186H137V188H138ZM151 186H153V185H151ZM161 186H162V184H161ZM161 186H160V188H161ZM170 186V185H169ZM2 187H3V185H2ZM7 187H9V186H7ZM33 187L34 188H43V191H44V193L42 192L41 194H44V199H46L48 202L49 201H51V202H54V201H56V200H61L60 202L61 203H63L62 202V199L64 200V199H67L68 201H69V204L68 205H66L65 204V206L64 207H66L67 206V209H65V211H64V214H63V217L64 218H72V220L74 219V221H75V217H78V215L79 216H81V215H85V214H87V213H90V215L91 216H88V217H91L90 219L92 220V219H96L97 221H99V220H102L101 218H104L105 216H106V213H107V211L106 212H104V210L103 211H101V210H99V208L101 207H96L95 206V204L94 205H92V200H91V202H90V205L87 207L86 205H82V203L80 204L79 203V200L77 199V197H76V195H72V196H69V197H67V198H65L63 195H61L60 196V194H58L57 192H56V190H54V189H52L53 187H50V186H44V187H42V185H41V187H37V186H35L34 184H33ZM70 187V186H69ZM82 184L80 185V191H81V189H82ZM93 187V186H92ZM98 187H99V185H98ZM97 187V188H98ZM104 187H107V186H105L104 185ZM113 187V186H112ZM157 187V186H156ZM183 187V186H182ZM198 187V186H197ZM13 188V187H12ZM31 188V187H30ZM133 188V187H132ZM151 188V187H150ZM153 188H154V186H153ZM5 189H7V188H5ZM32 189V188H31ZM62 189V188H61ZM77 189V188H76ZM93 189V188H92ZM106 189V188H105ZM115 189V188H114ZM119 189V188H118ZM117 189V190H118ZM159 189V188H158ZM186 189V188H185ZM260 189V188H259ZM37 190V189H36ZM88 190V189H87ZM97 190H100L101 191V187L99 188V189H97ZM108 190V189H107ZM113 190V189H112ZM124 190V189H123ZM141 190V189H140ZM144 190H145V188H144ZM152 190H154V189H152ZM3 191H4V189H3ZM41 191V190H40ZM89 192H90V189L88 190ZM93 191V190H92ZM91 191V192H92ZM162 191H163V189H162ZM187 191V190H186ZM246 191V190H245ZM253 191V190H252ZM255 191V190H254ZM9 193H10V190L8 191ZM63 192V191H62ZM114 192V191H113ZM117 192V191H116ZM123 192V191H122ZM156 192H159V190L158 191H156ZM174 192V191H173ZM179 192V191H178ZM4 193H5V191H4ZM59 193H61V192H59ZM93 193V192H92ZM102 192H99L97 195H95L96 197L95 198H97V196H98V199L99 200H101L102 202V204L105 206V205H108V201H106V199L105 198H101V194ZM108 193V192H107ZM118 193H121V192H119L118 191ZM159 193H161V192H159ZM163 193H165L164 191H163ZM6 194V193H5ZM11 194V193H10ZM9 194V195H10ZM15 194V193H14ZM39 194V193H38ZM62 194V193H61ZM89 194V193H88ZM91 194V193H90ZM89 194V195H90ZM95 194V193H94ZM110 194V193H109ZM257 194V193H256ZM8 195V196H9ZM105 195V194H104ZM116 195H118V194H116ZM124 195V194H123ZM258 195V194H257ZM13 196V195H12ZM11 196V197H12ZM38 196V195H37ZM39 196H43V195H40L39 194ZM114 196V195H113ZM130 196V195H129ZM128 196V197H129ZM159 196H161V195H159ZM172 196H173V194H172ZM109 197V196H108ZM117 197V196H116ZM155 197V196H154ZM153 197V198H154ZM170 197V196H169ZM18 198V197H17ZM81 198V197H80ZM79 198V199H80ZM93 198V197H92ZM113 198V197H112ZM118 199L120 198V196L119 197H117ZM116 198V199H117ZM152 198V197H151ZM156 198V197H155ZM15 199V198H14ZM40 199V198H39ZM38 199V201H40ZM169 199V198H168ZM174 199V198H173ZM205 199V198H204ZM18 200V199H17ZM82 200V199H81ZM87 200H89V199H87ZM125 200V199H124ZM131 200V199H130ZM133 200V199H132ZM150 200H152V199H150ZM180 200V199H179ZM184 200V199H183ZM37 201V200H36ZM43 201V200H42ZM126 201H129V200H126ZM153 201V200H152ZM155 201V200H154ZM166 201H168V200H166ZM14 202V201H13ZM21 202V201H20ZM24 202V201H23ZM78 202V203H77ZM94 202H98L96 199L94 200ZM123 202H125V201H123ZM169 202V201H168ZM37 203V202H36ZM35 203V204H36ZM43 203H45L44 201H43ZM68 203V202H67ZM77 203V204H76ZM85 203V202H84ZM99 203V202H98ZM122 203V202H121ZM132 203V202H131ZM24 204V203H23ZM39 203H37L36 205H38ZM64 204V203H63ZM113 204V203H112ZM118 204V203H117ZM140 204V203H139ZM139 204L137 203V205L136 206H139ZM171 204H173V203H171ZM170 204V205H171ZM16 205V204H15ZM50 205V204H49ZM49 205H47V206H49ZM97 205V204H96ZM127 205V204H126ZM150 205H152V203L151 204H147V208H150ZM176 205V204H175ZM46 205H45V207H47ZM128 206V205H127ZM130 206V205H129ZM133 206V205H132ZM159 206V205H158ZM173 206H174V204H173ZM178 206V205H177ZM22 207H23V205H22ZM29 207V206H28ZM35 207V206H34ZM40 207V206H39ZM42 207V206H41ZM44 207V208H45ZM52 207V206H51ZM56 207V206H55ZM54 207V208H55ZM62 207V206H61ZM64 207H63V210H64ZM145 207V208H146ZM171 207V206H170ZM176 207V206H175ZM50 208V207H49ZM57 208V207H56ZM55 208V209H56ZM59 208V207H58ZM102 208V207H101ZM159 208V207H158ZM164 208H165V206H164ZM6 209V208H5ZM16 209V208H15ZM29 209V208H28ZM40 209V208H39ZM47 209V208H46ZM88 209H92L93 211L92 212H89L88 211ZM103 209H105V208H103ZM126 209H128V208H126ZM143 209V208H142ZM157 208H155V210H156ZM160 209V208H159ZM19 210V209H18ZM53 210V209H52ZM56 210H59V209H56ZM106 210V209H105ZM145 210H147V209H145ZM175 210V209H174ZM6 211V210H5ZM22 211V210H21ZM26 211V210H25ZM45 211V210H44ZM61 211V210H60ZM59 211V213H62V212H60ZM113 211V208H110V211L109 212H112ZM134 211V210H133ZM138 211V210H137ZM159 211V210H158ZM161 211V210H160ZM164 211H165V209H164ZM218 211V210H217ZM47 212V211H46ZM56 212V211H55ZM139 212V211H138ZM167 212V211H166ZM209 212H210V210H209ZM58 213V212H57ZM130 213V212H129ZM134 213H135V211H134ZM217 213V212H216ZM39 214V213H38ZM44 214V213H43ZM56 214V213H55ZM54 214V215H55ZM113 214V213H112ZM203 214H206V212L205 213H203ZM202 213H201V215H203ZM213 214V213H212ZM45 215V214H44ZM61 215V214H60ZM89 215V214H88ZM115 217H120L123 221H125L126 219H128L127 217H125L122 213H120V214H118V213H116V214H113ZM121 215V216H120ZM142 215V214H141ZM154 215H155V213H154ZM209 216H210V214H208ZM207 215V216H208ZM58 216V215H57ZM152 216H153V214H152ZM171 216V215H170ZM40 217V216H39ZM42 217V216H41ZM48 217V216H47ZM62 217V218H63ZM85 217V216H84ZM135 217V216H134ZM140 217V216H139ZM155 217V216H154ZM160 217V216H159ZM158 217V218H159ZM195 217V216H194ZM194 217H192V218H194ZM211 217V216H210ZM31 218V217H30ZM34 218V217H33ZM46 218V217H45ZM62 218L60 219V222H61V220H62ZM63 218V219H64ZM87 218V217H86ZM108 218V217H107ZM111 218V217H110ZM133 218V217H132ZM200 218H202V217H200ZM40 219V218H39ZM56 219V218H55ZM54 219V220H55ZM87 220L86 219V221L87 222H82V221H80V225L81 226H83V231H84V233H85V236H86V239H84L85 241L87 240H89L90 242H99V243H101L102 244V242L104 243V242H106V243H109V241H110V237L108 236L109 235V233H107V232H109V230L110 229H108V227L107 228H105V229H103V228H101V226L100 227H94L93 225L94 224H92V221L91 220ZM105 219V218H104ZM109 219V218H108ZM134 219H136V218H134ZM147 219V218H146ZM154 219V218H153ZM156 220H157V218H155ZM154 219V220H155ZM188 219V218H187ZM186 219V220H187ZM212 219V218H211ZM214 219V218H213ZM51 220V219H50ZM57 220V219H56ZM66 220V219H65ZM137 220V219H136ZM27 221V220H26ZM57 221H59V220H57ZM77 221V220H76ZM149 221V220H148ZM160 221H161V218H160ZM203 221V220H202ZM28 222V221H27ZM67 222V221H66ZM108 222V221H107ZM113 222V221H112ZM130 222V221H129ZM152 222V221H151ZM188 222V221H187ZM37 223H38V221H37ZM49 223H51V222H49ZM54 223H55V221H54ZM62 223H63V221H62ZM96 223V222H95ZM105 223V222H104ZM115 223V222H114ZM117 223V222H116ZM150 223V222H149ZM148 223V224H149ZM152 223H154V222H152ZM156 223V222H155ZM199 223V222H198ZM40 225H41V223H39ZM98 224V223H97ZM157 224V223H156ZM203 224V223H202ZM66 225V224H65ZM67 225H68V223H67ZM125 225V224H124ZM139 225H141V224H139ZM150 225V224H149ZM148 225V226H149ZM177 225V224H176ZM182 225H183V223H182ZM199 225V224H198ZM20 226V225H19ZM18 226V227H19ZM48 226H50V225H48ZM48 226H46L47 228H48ZM54 226H56V225H54ZM69 226V225H68ZM132 226H133V224H132ZM156 226V225H155ZM154 226V227H155ZM200 226V225H199ZM208 226V225H207ZM211 226V225H210ZM34 227H36V226H34ZM44 227V226H43ZM128 227V226H127ZM179 227V226H178ZM33 228V227H32ZM55 228V227H54ZM53 228V229H54ZM63 228H64V225H63ZM62 228V229H63ZM67 228V227H66ZM75 228H76V225H75ZM115 228V227H114ZM149 228H150V226H149ZM157 228V227H156ZM161 229H158L159 231L161 230L162 231V227H160ZM164 228V227H163ZM182 228V227H181ZM30 229V228H29ZM38 229H40L41 230V228L39 227ZM49 229H50V227H49ZM52 229V228H51ZM79 229V228H78ZM78 229H76V230H78ZM183 229V228H182ZM191 229H193L192 227H191ZM207 229V228H206ZM221 229V228H220ZM63 230H65V229H63ZM67 230V229H66ZM124 230V229H123ZM145 230V229H144ZM152 230V229H151ZM196 230V229H195ZM199 230V229H198ZM26 231V230H25ZM43 232L41 233V234H47V229H46V231L43 229L42 230ZM73 231V230H72ZM79 231V230H78ZM78 231H76V232H78ZM141 231V230H140ZM180 231V230H179ZM31 232V231H30ZM34 232H36V231H34ZM51 232H52V230H51ZM74 232V231H73ZM72 232V233H73ZM125 232V231H124ZM131 232V231H130ZM146 232H147V230H146ZM263 232H264V230H263ZM50 233V232H49ZM71 233V232H70ZM123 233V232H122ZM143 233V232H142ZM196 233V232H195ZM36 234V233H35ZM38 234V233H37ZM81 234V233H80ZM50 235H51V233H50ZM66 235V234H65ZM68 235V234H67ZM84 235V234H83ZM125 235H126V233H125ZM148 235H152V234H148ZM155 235H156V233H155ZM38 236V235H37ZM60 236H62V235H60ZM79 236V235H78ZM82 236V235H81ZM98 236H100V237H98ZM117 236V235H116ZM153 236V235H152ZM80 237V236H79ZM82 237H84V236H82ZM81 237V238H82ZM6 238V237H5ZM68 238L71 240L70 241V243H72V242H74V240L73 239H75V237H73V236H71L70 234H69V236H68ZM85 238V237H84ZM107 240V241H105V240ZM122 239V238H121ZM9 240V239H8ZM7 240V241H8ZM95 240V241H94ZM112 240V239H111ZM172 240V239H171ZM86 241V242H87ZM115 241V240H114ZM113 241V242H114ZM125 241V240H124ZM124 241L122 242V240H120L119 239V243H124ZM51 243V242H50ZM115 243V242H114ZM126 243V242H125ZM9 244V243H8ZM3 245V244H2ZM124 245V244H123ZM127 245V244H126ZM29 246V245H28ZM100 247V246H99ZM108 247V246H107ZM107 247H105V249H106V251L108 250L107 249ZM101 248V247H100ZM111 250V249H110ZM117 250V249H116ZM115 250V251H116ZM125 250V249H124ZM94 251V250H93ZM105 251V250H104ZM109 251V250H108ZM115 251H113L112 253L114 254V255H118V253H114ZM110 252V251H109ZM117 252V251H116ZM121 254L119 255L120 256V258H123V256H122V252H120ZM8 254V253H7ZM8 255H10V254H8ZM82 256H86L84 253H83V255ZM88 257V256H87ZM126 257L128 258V256L126 255ZM123 259H125V258H123ZM129 259V258H128ZM131 259V258H130ZM133 259H134V262H135V264H138L140 261H139V259L138 258H135V257H133ZM122 260V259H121ZM132 260V259H131ZM237 262V261H236ZM263 262H264V260H263Z\"/></svg>",
    "mask_w": 264,
    "mask_h": 264
}]
</instances>
